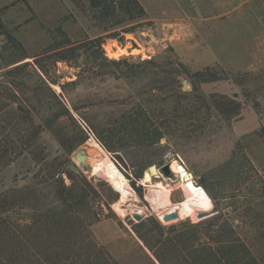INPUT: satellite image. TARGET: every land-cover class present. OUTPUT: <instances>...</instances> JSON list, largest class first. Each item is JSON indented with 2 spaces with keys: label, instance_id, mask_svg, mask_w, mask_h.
Returning <instances> with one entry per match:
<instances>
[{
  "label": "rangeland",
  "instance_id": "374dc122",
  "mask_svg": "<svg viewBox=\"0 0 264 264\" xmlns=\"http://www.w3.org/2000/svg\"><path fill=\"white\" fill-rule=\"evenodd\" d=\"M238 12L239 20L228 17L224 24L229 40L196 55L224 58L189 65L177 51L178 39L147 33L144 16L132 18L120 9L107 16L102 3L90 0H0V197L25 189L45 196L84 189L91 234L121 264H162L137 231L142 220L141 231L155 228L156 221L167 233L220 214L237 221L246 209L264 218V168L253 163L239 135L259 124L256 131L264 138V0H252ZM64 34L74 43L75 60L58 59L68 47L46 52L64 42ZM97 38H103L101 45ZM179 62L190 74L163 81L162 69ZM208 68L217 80L192 77ZM197 94L208 104L197 103ZM139 113V129L148 135L131 132L128 117ZM159 132L164 135L157 139ZM94 141L130 181V199L122 201L121 189L94 172L104 155L90 147ZM259 144L251 139L248 146L255 150ZM82 149L87 167L75 158ZM175 160L208 192L216 214L163 219L188 201L171 170ZM152 166L158 173L147 182ZM150 188L169 191L175 208L153 207ZM135 214L144 217L137 220ZM12 215L15 221L22 216L18 210Z\"/></svg>",
  "mask_w": 264,
  "mask_h": 264
},
{
  "label": "trees",
  "instance_id": "16d2710c",
  "mask_svg": "<svg viewBox=\"0 0 264 264\" xmlns=\"http://www.w3.org/2000/svg\"><path fill=\"white\" fill-rule=\"evenodd\" d=\"M90 1L96 6L102 3L107 16L117 9L126 11L132 18L145 15L138 0ZM95 41L101 45L103 38ZM73 44L64 34V42L53 44L46 52L68 47L60 52L58 59L75 60ZM158 74L159 71L154 73ZM181 74H190L183 62L176 66L170 63L161 71L166 83ZM192 77H199L201 82L217 80L210 68L195 72ZM202 97L197 94L195 100L205 106L208 103ZM141 119L140 113L128 117L129 124L133 125L131 132L148 135L149 132L139 129ZM119 133L116 131L113 135L118 140ZM163 135L164 132H159L157 139ZM87 195L84 189L76 192L66 189L65 194L56 189L49 196L36 189H25L0 197V264H121L91 234L92 222L88 223L83 215ZM16 210L22 215L19 221L12 215ZM153 223L155 228L143 232L139 229L145 226L142 220L137 231L162 264H264V218L258 213L251 214L250 209L240 212L237 221L220 214L212 222L190 224L176 232L164 233L165 228L160 223ZM152 232L158 237L152 238Z\"/></svg>",
  "mask_w": 264,
  "mask_h": 264
},
{
  "label": "crops",
  "instance_id": "0c3cea01",
  "mask_svg": "<svg viewBox=\"0 0 264 264\" xmlns=\"http://www.w3.org/2000/svg\"><path fill=\"white\" fill-rule=\"evenodd\" d=\"M138 1L145 10L142 21L148 22L147 28L150 30H147V33L153 36L164 33L168 34L170 38L176 37L178 39L175 42L177 51L182 50L184 52L182 57L184 61H187L189 65H207L204 63L205 60H220L222 56L216 54L208 59H199L196 56L198 52L210 53L215 42H227L229 40L226 32L228 26H224L226 19L228 17L232 19L233 17L236 21L239 20L241 14H239L238 10L252 0ZM238 23L239 21L236 24L238 25ZM194 35L198 36L197 40L191 38ZM262 43H264V40ZM125 47L128 46L125 45ZM122 50L124 51V49ZM223 50L229 51V49ZM191 54L192 56H190ZM230 64L238 65L235 63ZM241 121L243 120L237 122L238 126ZM258 126L259 124L255 125L253 129L241 130L239 135L245 141L248 154L253 163L258 167L264 168V138L257 133ZM251 139H257L260 142L255 150H251L248 146Z\"/></svg>",
  "mask_w": 264,
  "mask_h": 264
},
{
  "label": "bare ground",
  "instance_id": "6f19581e",
  "mask_svg": "<svg viewBox=\"0 0 264 264\" xmlns=\"http://www.w3.org/2000/svg\"><path fill=\"white\" fill-rule=\"evenodd\" d=\"M91 148L94 152L104 153L101 146L96 142L91 143ZM98 156V155H97ZM94 172L104 176L114 187L121 189L122 192V201L130 199L134 195V190L130 184V181L120 170L118 165L105 153L99 158V162L94 165ZM171 170L181 179V185L186 193L188 201L185 203H180L173 206L169 191L161 188H150L147 198L150 204L155 208L162 207H174L176 209L178 216H185L188 214L197 215L198 212H204L211 210L213 207V201L204 189V187L195 183L193 176L187 171V169L178 161H174L171 165ZM157 169L152 166L146 171L145 181L149 182L152 179L153 175H156ZM132 199V198H131ZM138 212L142 213L143 209L138 208ZM165 210V209H164Z\"/></svg>",
  "mask_w": 264,
  "mask_h": 264
},
{
  "label": "water",
  "instance_id": "95a60500",
  "mask_svg": "<svg viewBox=\"0 0 264 264\" xmlns=\"http://www.w3.org/2000/svg\"><path fill=\"white\" fill-rule=\"evenodd\" d=\"M75 158H76V160H78V161L81 163V165H82L83 167H87V163H86L87 155H86V151H85L84 149L78 151V152L75 154ZM70 167H71L72 169H74V170L77 169V165H76V163H72V164L70 165ZM163 171H164L165 174H169V173H170V168H169V166L164 167V168H163ZM218 211H219V210H218V207L213 206L211 210L204 211V212H199V213H198V218H199V219H204V218L210 217V216L216 214ZM143 217H144V215H142V214H135V218H136L137 220H141V219H143ZM176 218H178V215H177V213H176L175 211H171V212H169V213H167V214H165V215L163 216V219H164L165 221H170V220H173V219H176Z\"/></svg>",
  "mask_w": 264,
  "mask_h": 264
},
{
  "label": "built area",
  "instance_id": "2783aa9c",
  "mask_svg": "<svg viewBox=\"0 0 264 264\" xmlns=\"http://www.w3.org/2000/svg\"><path fill=\"white\" fill-rule=\"evenodd\" d=\"M94 139V137L92 136V140Z\"/></svg>",
  "mask_w": 264,
  "mask_h": 264
}]
</instances>
